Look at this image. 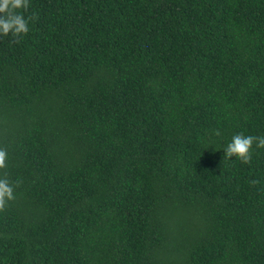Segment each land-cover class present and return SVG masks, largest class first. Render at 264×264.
Here are the masks:
<instances>
[{
    "label": "trees",
    "instance_id": "trees-1",
    "mask_svg": "<svg viewBox=\"0 0 264 264\" xmlns=\"http://www.w3.org/2000/svg\"><path fill=\"white\" fill-rule=\"evenodd\" d=\"M17 11L35 17L0 35V173L22 181L0 264H264V148L224 160L264 136V0Z\"/></svg>",
    "mask_w": 264,
    "mask_h": 264
},
{
    "label": "clouds",
    "instance_id": "clouds-1",
    "mask_svg": "<svg viewBox=\"0 0 264 264\" xmlns=\"http://www.w3.org/2000/svg\"><path fill=\"white\" fill-rule=\"evenodd\" d=\"M30 0H0V35L8 36L11 34L14 43H19L23 36L29 32V21L35 17L25 18L19 13L18 9L27 10ZM220 135L219 130L215 131ZM255 144L256 148H264V136L244 135L243 133L235 134L231 141L224 147V160L235 157L244 164H251L252 149ZM7 150L0 148V170L7 168ZM22 181H16L15 185L8 178L6 171L0 173V212L6 211L9 201L15 200L14 188L18 187ZM259 180H252L253 186L257 185Z\"/></svg>",
    "mask_w": 264,
    "mask_h": 264
}]
</instances>
